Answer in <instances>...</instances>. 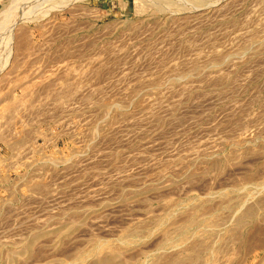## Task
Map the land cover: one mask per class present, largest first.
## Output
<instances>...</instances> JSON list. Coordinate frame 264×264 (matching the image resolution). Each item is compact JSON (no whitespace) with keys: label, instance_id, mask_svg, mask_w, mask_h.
Masks as SVG:
<instances>
[{"label":"rangeland","instance_id":"1","mask_svg":"<svg viewBox=\"0 0 264 264\" xmlns=\"http://www.w3.org/2000/svg\"><path fill=\"white\" fill-rule=\"evenodd\" d=\"M0 264H264V0H0Z\"/></svg>","mask_w":264,"mask_h":264}]
</instances>
